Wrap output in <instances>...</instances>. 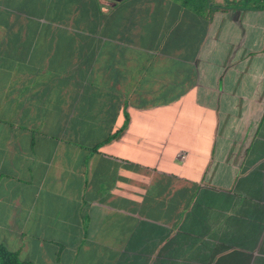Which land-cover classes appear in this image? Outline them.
<instances>
[{"label": "crops", "instance_id": "1", "mask_svg": "<svg viewBox=\"0 0 264 264\" xmlns=\"http://www.w3.org/2000/svg\"><path fill=\"white\" fill-rule=\"evenodd\" d=\"M102 1L0 0V246L264 264V9Z\"/></svg>", "mask_w": 264, "mask_h": 264}, {"label": "trees", "instance_id": "2", "mask_svg": "<svg viewBox=\"0 0 264 264\" xmlns=\"http://www.w3.org/2000/svg\"><path fill=\"white\" fill-rule=\"evenodd\" d=\"M225 8L239 9H264V0H232ZM0 264H29L20 260L17 253L10 251L4 246H0Z\"/></svg>", "mask_w": 264, "mask_h": 264}, {"label": "water", "instance_id": "3", "mask_svg": "<svg viewBox=\"0 0 264 264\" xmlns=\"http://www.w3.org/2000/svg\"><path fill=\"white\" fill-rule=\"evenodd\" d=\"M115 1H118V0H103L102 2L105 4V5H114V2Z\"/></svg>", "mask_w": 264, "mask_h": 264}, {"label": "built area", "instance_id": "4", "mask_svg": "<svg viewBox=\"0 0 264 264\" xmlns=\"http://www.w3.org/2000/svg\"><path fill=\"white\" fill-rule=\"evenodd\" d=\"M179 155L181 158H185V156H186V154L184 152H181Z\"/></svg>", "mask_w": 264, "mask_h": 264}]
</instances>
